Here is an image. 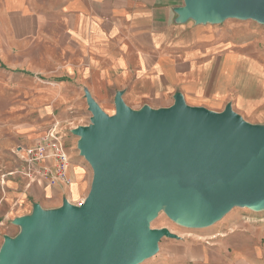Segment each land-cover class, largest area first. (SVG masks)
Wrapping results in <instances>:
<instances>
[{"label": "water", "instance_id": "95a60500", "mask_svg": "<svg viewBox=\"0 0 264 264\" xmlns=\"http://www.w3.org/2000/svg\"><path fill=\"white\" fill-rule=\"evenodd\" d=\"M176 23L221 25L228 20L264 26V0H183ZM90 124L71 132L91 166L90 190L79 205L32 212L3 235L0 264H142L155 257L169 229H206L235 208L264 212V123H251L227 104L224 111L194 107L177 92L167 108L133 109L117 91L107 114L85 90Z\"/></svg>", "mask_w": 264, "mask_h": 264}, {"label": "crops", "instance_id": "0c3cea01", "mask_svg": "<svg viewBox=\"0 0 264 264\" xmlns=\"http://www.w3.org/2000/svg\"><path fill=\"white\" fill-rule=\"evenodd\" d=\"M183 5V0H0V67L13 71L12 79L20 71L43 76L64 106L86 103L89 90L98 103L123 91L133 109L167 108L181 92L191 106L222 112L232 103L249 122L264 123V42L250 34L243 40L235 27L179 25L174 9ZM227 55L236 57L232 69ZM27 130L28 143L36 146L43 132ZM44 166L53 168V160L33 166L23 188L8 181L0 216L19 212L12 221L30 214L34 203L55 209L64 199L79 204L86 198L83 167V176L69 173L67 186L43 179L38 171ZM230 238L202 264H248V244L232 247ZM230 247L242 262L231 260Z\"/></svg>", "mask_w": 264, "mask_h": 264}, {"label": "rangeland", "instance_id": "374dc122", "mask_svg": "<svg viewBox=\"0 0 264 264\" xmlns=\"http://www.w3.org/2000/svg\"><path fill=\"white\" fill-rule=\"evenodd\" d=\"M206 27L210 26L206 25ZM211 27L216 29L235 27L243 40L246 34H250L251 37L264 42V26L254 21L228 20L221 25H211ZM235 62V56H226L225 63L229 66L228 69H232ZM10 71L4 65L0 67V205L7 192L8 181H16L23 188L25 180H28L31 173L27 153L46 138L52 142L56 138L60 141L70 159L68 174L83 176L79 168L85 169L89 192L93 171L80 156L77 149L78 138L71 132L77 127L90 124L91 113L87 104L82 102L79 106H64L49 89L43 76L29 71V75L24 76L23 72L26 71H20L21 75L12 79L14 72L10 73ZM112 95L109 93L105 99L99 100L100 106L109 115L115 114ZM27 128L40 129L44 134L43 139L36 146L28 143ZM84 199L85 197L82 198ZM16 214L19 212L11 211L9 218L0 216V248L3 235L11 229V218ZM152 227L167 228L180 239H163L159 253L142 264H202L203 257L208 258L209 253L218 249L219 244L228 237L235 238L232 247L241 242L243 245L248 244L251 252V256L246 259L248 264H264V212L235 208L222 221L206 229L178 226L162 214ZM19 230L15 227L12 236H16ZM232 247H230V255L228 254L231 260L235 263L242 262L241 256L236 257L232 254Z\"/></svg>", "mask_w": 264, "mask_h": 264}, {"label": "built area", "instance_id": "2783aa9c", "mask_svg": "<svg viewBox=\"0 0 264 264\" xmlns=\"http://www.w3.org/2000/svg\"><path fill=\"white\" fill-rule=\"evenodd\" d=\"M48 160H53L54 167L48 168L44 166L38 171V174L51 185H70L71 179L68 174L70 159L67 157L63 146L57 138L54 142L46 138L44 142L27 153V161L31 164L30 168ZM82 202L83 200L80 203Z\"/></svg>", "mask_w": 264, "mask_h": 264}, {"label": "bare ground", "instance_id": "6f19581e", "mask_svg": "<svg viewBox=\"0 0 264 264\" xmlns=\"http://www.w3.org/2000/svg\"><path fill=\"white\" fill-rule=\"evenodd\" d=\"M233 239H235V238H233ZM230 243V242H229Z\"/></svg>", "mask_w": 264, "mask_h": 264}]
</instances>
